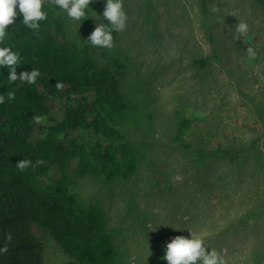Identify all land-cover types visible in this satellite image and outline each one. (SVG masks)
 <instances>
[{
    "label": "rangeland",
    "instance_id": "obj_1",
    "mask_svg": "<svg viewBox=\"0 0 264 264\" xmlns=\"http://www.w3.org/2000/svg\"><path fill=\"white\" fill-rule=\"evenodd\" d=\"M52 7L49 0H45ZM106 0L89 8L98 23ZM128 20L114 47L125 60L121 88L129 102L123 129L137 151L129 179L107 182L69 169L83 204L105 216L120 264H168L173 237L193 236L226 264H264V6L257 0H123ZM68 32L80 21L60 8ZM236 11L238 18L228 13ZM249 26L236 40L238 22ZM246 41L247 44L244 43ZM253 47L257 56L248 58ZM187 121L184 148L174 139ZM232 147L238 156L192 159L194 147ZM54 174L59 171L54 169ZM49 264L66 254L43 236Z\"/></svg>",
    "mask_w": 264,
    "mask_h": 264
},
{
    "label": "trees",
    "instance_id": "obj_2",
    "mask_svg": "<svg viewBox=\"0 0 264 264\" xmlns=\"http://www.w3.org/2000/svg\"><path fill=\"white\" fill-rule=\"evenodd\" d=\"M264 6V0H257ZM47 19L38 30L17 19L6 30L0 47L20 56L17 74L38 69L35 84L8 80L10 70L0 67V264H49L44 235L52 237L67 260L64 264H120L118 249L104 213L83 204L69 169L107 182L127 180L137 171V151L123 129L129 102L121 88L125 60L105 54L85 39L96 27L92 10L79 24L77 36L68 32L59 7L43 5ZM110 27V26H109ZM60 81L65 89L57 91ZM15 93L8 100L7 92ZM43 122L37 124L33 117ZM187 121L176 127L174 139L184 148ZM238 156L232 147H194L192 159ZM31 159L33 166L20 172L17 161ZM42 159L43 164L36 165ZM54 169L59 172L54 174ZM11 233V241L6 239Z\"/></svg>",
    "mask_w": 264,
    "mask_h": 264
},
{
    "label": "clouds",
    "instance_id": "obj_3",
    "mask_svg": "<svg viewBox=\"0 0 264 264\" xmlns=\"http://www.w3.org/2000/svg\"><path fill=\"white\" fill-rule=\"evenodd\" d=\"M49 2L59 7L73 21H81L93 17L87 16V9L92 0H49ZM44 3L45 0H0V44L5 41L8 27L13 25L17 19V6L19 13L23 15V25L35 31L40 28L39 22L47 19V13L42 10ZM229 14L238 18L236 11H232ZM102 17L108 23H98L85 40L93 47L112 49L114 47L113 32H123L126 29L128 16L124 10L123 0H106ZM94 18L99 20L100 15L94 16ZM234 31L236 33L235 39L239 40L248 33L249 26L246 22L239 20ZM244 43L247 44L246 41ZM246 54L251 60H254L257 56L256 50L251 46L247 47ZM5 66L10 70L8 75L10 82H15L19 79L28 84H35L37 78L41 75L40 71L35 68L31 71H23L18 75L17 67L21 66L19 54L12 51L10 47H0V67ZM55 88L57 91H62L65 89V85L58 81L55 84ZM7 98L8 100H14L15 93L8 91ZM4 102L5 97L0 96V104ZM33 121L40 124L43 122V118L35 115ZM35 163L40 165L44 161L37 159ZM31 166H33V162L28 158L21 159L16 163V168L20 172ZM6 239L11 241V233L7 235ZM208 248L202 239L193 236L192 233L191 238L177 235L167 242L166 251L161 259L166 260L168 264H226L221 252L213 248L209 251ZM0 251H7V247L5 246Z\"/></svg>",
    "mask_w": 264,
    "mask_h": 264
}]
</instances>
